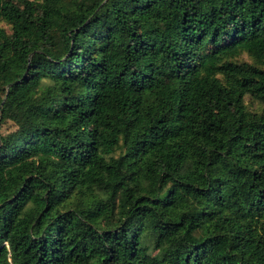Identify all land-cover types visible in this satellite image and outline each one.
I'll return each mask as SVG.
<instances>
[{
  "label": "trees",
  "instance_id": "16d2710c",
  "mask_svg": "<svg viewBox=\"0 0 264 264\" xmlns=\"http://www.w3.org/2000/svg\"><path fill=\"white\" fill-rule=\"evenodd\" d=\"M0 264H264V0H0Z\"/></svg>",
  "mask_w": 264,
  "mask_h": 264
}]
</instances>
